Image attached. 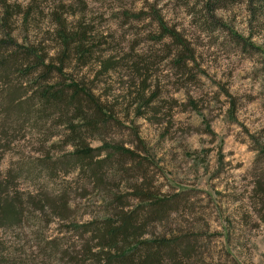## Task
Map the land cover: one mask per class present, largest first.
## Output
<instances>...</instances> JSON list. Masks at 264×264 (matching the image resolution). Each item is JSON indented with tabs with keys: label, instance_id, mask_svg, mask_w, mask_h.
<instances>
[{
	"label": "rangeland",
	"instance_id": "1",
	"mask_svg": "<svg viewBox=\"0 0 264 264\" xmlns=\"http://www.w3.org/2000/svg\"><path fill=\"white\" fill-rule=\"evenodd\" d=\"M83 31L85 47L66 45ZM1 39L51 66L0 75V198L20 212L0 226L4 264H93L80 226L121 212L138 240L173 242L162 264H264V14L246 0H0ZM71 81L103 110L74 144L69 114L35 113L39 93ZM78 146L105 160L98 181ZM145 193L168 210L153 215Z\"/></svg>",
	"mask_w": 264,
	"mask_h": 264
},
{
	"label": "trees",
	"instance_id": "2",
	"mask_svg": "<svg viewBox=\"0 0 264 264\" xmlns=\"http://www.w3.org/2000/svg\"><path fill=\"white\" fill-rule=\"evenodd\" d=\"M211 1H214L215 3L219 2V0ZM224 1L227 2L229 0ZM246 1L249 11L254 17L263 16L264 0ZM206 17L209 20V23H211L212 19L209 17L212 18V16L206 14ZM157 22L163 32V35L166 34L171 36L179 43L180 46L184 47L181 51V56L186 52L189 53V56L187 57H191L190 51L187 49V44H185L174 31L166 28L162 19L158 16ZM211 26L212 28L216 27L215 25ZM86 33L87 31H83L77 32L71 36H65L67 40L65 41L66 45H68L71 41H75L78 45L75 47L82 49V47H85L89 41L87 40L88 38L86 37ZM236 39L238 42L242 41L239 37ZM242 42L245 43L244 41ZM244 45L249 46L248 44ZM13 46L19 47V45L12 40H0V75L17 66H20L23 71H26L30 65L28 63L31 58L35 59V64L30 66L28 72L39 66L46 68L48 71L50 70L51 66L49 67L48 65H44L42 57L35 52H32L31 48L27 47L26 49L24 48L18 50V52L17 49H15L13 51L15 52L14 54H4L3 51L5 48ZM72 49L74 48L72 47ZM84 51L85 50H83V52ZM19 55H22L20 61L17 60V58L20 57ZM184 60L185 59H183V61ZM17 62H20V64H16ZM35 98V113L37 117L39 116L41 118V120L48 115L50 116L53 112H58V114L62 117H66L68 114L72 117L70 122H68V127L71 132L69 136L73 144L76 141H83V133H86L87 131L94 132L95 128L98 127L99 120H101L103 116V110L100 102L94 97V95L84 87H81L79 84L72 81L62 88H45L42 93H39ZM26 102L28 104H34V100L32 98H29ZM89 112H92V115H90ZM14 113L18 115L20 120L24 119L22 113H17L16 111ZM73 120H76L77 122L73 123ZM75 149V154L72 155L74 161H78V165L81 169L89 168V175H92L94 179L98 181V170L104 163H106L105 160H99L94 163L91 161L88 164L85 161L92 158L91 156L94 150L84 146H78ZM114 151L115 152L113 153L124 154L135 158L133 156L135 155L134 152L127 148L115 146ZM151 199L152 203L149 205L151 206V213L153 215H160L168 210L170 200L168 201L162 199L150 193L144 194L143 201H151ZM17 205L18 204H16L15 201H2L0 198V226L9 225L8 223L16 221L17 216L20 215ZM56 208L63 211L60 206H55V209ZM134 213L135 212H121L117 218L106 217L80 226L90 234V244L87 245L83 257L89 258L88 261L93 264H162L163 253H174V249L164 250L165 248H170L171 246L169 245L173 242L168 243L163 239L159 241L138 240V238L142 235V226L136 222V216H134L136 214ZM3 260H0V264L10 262V260L5 257H3ZM14 264L17 263L14 262Z\"/></svg>",
	"mask_w": 264,
	"mask_h": 264
}]
</instances>
